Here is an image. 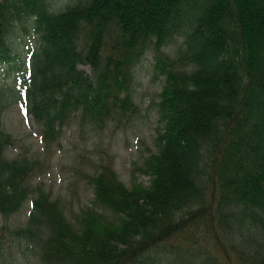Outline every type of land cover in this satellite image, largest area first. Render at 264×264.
Listing matches in <instances>:
<instances>
[{"label":"trees","instance_id":"16d2710c","mask_svg":"<svg viewBox=\"0 0 264 264\" xmlns=\"http://www.w3.org/2000/svg\"><path fill=\"white\" fill-rule=\"evenodd\" d=\"M51 1L0 0V64L19 60L13 84L0 83L3 227L32 202L13 234L41 264H264V0ZM176 39L172 57L162 48ZM150 49L164 84L149 181L102 165L73 220L33 184L38 160L7 156L2 113L17 102L48 145L76 121L122 123L139 110L135 69Z\"/></svg>","mask_w":264,"mask_h":264},{"label":"rangeland","instance_id":"374dc122","mask_svg":"<svg viewBox=\"0 0 264 264\" xmlns=\"http://www.w3.org/2000/svg\"><path fill=\"white\" fill-rule=\"evenodd\" d=\"M68 0H52L54 8L63 7ZM22 35V34H21ZM25 36L15 38L14 50L19 54L25 49ZM182 39H176L162 49L175 56ZM154 52L148 50L136 66L133 97L139 110L125 118L122 123L113 122L103 130H96L89 124L77 121L66 128L59 141L48 145L41 137L40 126L32 116L24 113L18 103H10L2 113V125L15 139V144L6 149L9 157L25 154L38 160L33 184L50 193L52 199H59L65 214L75 220L82 208L93 204V187L88 176L112 164L120 178L131 185L134 181L148 183L149 175L143 172L145 159L156 151L155 135L158 121L157 100L164 84L163 77L154 73ZM0 64V83L10 86L16 78V63ZM10 66V67H9ZM83 68L91 71L89 65ZM32 209V202L25 203L12 214L7 228L3 227L0 214V238L3 240L0 264H41L36 257L32 243L18 239L13 233L24 226ZM109 217L113 214L98 206Z\"/></svg>","mask_w":264,"mask_h":264}]
</instances>
